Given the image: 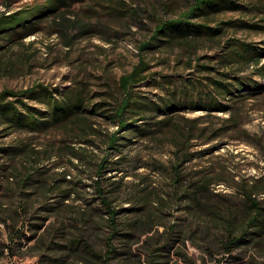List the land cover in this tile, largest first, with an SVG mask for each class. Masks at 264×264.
Here are the masks:
<instances>
[{"label": "rangeland", "instance_id": "rangeland-1", "mask_svg": "<svg viewBox=\"0 0 264 264\" xmlns=\"http://www.w3.org/2000/svg\"><path fill=\"white\" fill-rule=\"evenodd\" d=\"M41 1L0 0V14ZM191 1L70 0V5L62 6L54 16L36 20L33 32L10 42L2 41L7 50L0 54V90L24 89L35 83L59 91L81 89L92 102H110L105 106L108 111L103 112L109 113L111 103L120 96L119 76L130 71L140 56L148 61V71L160 81L162 75L176 79L178 75L183 78L199 73L201 78L206 76L210 70L198 72V64L213 67L214 72L209 73L213 76H218L215 69L229 71L224 68L228 65L222 66L218 59L232 41L252 44L258 54L264 52V12L259 0H236L242 6L221 9L207 15V19L191 18L219 27L214 36L142 53L139 42L151 35L156 21L177 17ZM231 68L237 69L234 72L240 77L251 78L261 89L254 95L242 96L230 104L228 111L180 110L173 112L168 125L153 132L134 131L123 140L119 169L105 174L110 176V181L122 184L121 196L112 203L115 207H129L138 198L146 200L147 209L154 214L157 223L182 226L190 233L184 244L178 243L174 250L183 252L188 261L195 264H216L215 259L221 256L213 237L217 233L218 216L225 215L227 208L240 211L243 201L237 194L239 184L264 175V76L255 72L252 65L237 67L233 64ZM133 89L141 97L155 100L166 95L165 88L154 86L152 79L136 84ZM150 115L147 121L166 116ZM134 117L127 119L129 126L137 129L145 120L136 116L134 121ZM228 118L232 120L228 122ZM111 119L90 113L92 128L84 130H80L79 123L64 122L44 132H0V147L25 145L17 154L0 152V264H37L28 247L10 254L3 246L11 238V225L15 222L21 227L26 222V218L13 212L19 208L22 178L39 166L44 171L41 175L32 173L31 177L37 180L24 188L35 191L30 196L33 204L44 201L43 196L47 195L51 197L48 200H54L53 192L47 187L55 185L54 180L61 177L81 180L77 190L84 196L93 195L92 187H86L91 183L86 176L92 172L85 169L83 174L74 165L83 169L86 160L99 161L105 155L108 151L103 142L105 135L118 129ZM71 148L81 151L85 160L72 156ZM204 179L214 184H209L207 191L196 190L194 200L184 207L185 195L179 194L195 190ZM61 183L62 188L71 185L65 180ZM258 198L264 203V194H259ZM65 202L68 203V209L63 211L66 215L72 213L71 207H86L73 194ZM123 217L133 219L135 215ZM162 227L160 225L159 229ZM140 249L139 242L133 244L129 250L132 254L122 262L138 264ZM210 250L216 251L210 255ZM233 253L239 256L240 263L251 258L257 263L264 262V237L259 244L236 249ZM169 254L173 263L187 264L182 256ZM223 263L238 264L225 260Z\"/></svg>", "mask_w": 264, "mask_h": 264}, {"label": "trees", "instance_id": "trees-1", "mask_svg": "<svg viewBox=\"0 0 264 264\" xmlns=\"http://www.w3.org/2000/svg\"><path fill=\"white\" fill-rule=\"evenodd\" d=\"M69 2L70 0H42L10 13L0 14V54L7 50L2 41L10 42L16 37L33 32L36 20L54 16L62 6L70 5ZM239 6L242 5L236 0H192L177 17L158 19L151 35L139 42L138 48L145 54L153 49L172 47L179 42L212 37L219 32V27L192 21L191 18L202 16V19H207V15L213 12ZM259 6L261 12H264V0H259ZM261 58H264V52L258 54L252 44L232 41L227 51L218 59L222 66L228 65L224 68H229V71L215 69L218 76H213L209 75L214 72L213 67L198 64V72L210 70L202 78L199 77L200 73L186 78L178 75L177 79L171 75H162V79L158 81L153 77L154 73L148 71V61L140 56L130 71L119 76L117 83L120 96L115 98V103H111L112 111L107 112L108 114L103 112L108 109L105 106L110 102H92L81 89L59 91L57 88L49 89L42 83H35L24 89L0 90L2 134L12 130L44 132L64 122L79 123L82 125L80 130H84L92 128L89 124L90 113L112 118L110 121L118 126L116 131L105 135L103 142L108 151L99 161L86 160L83 169L74 165L83 174L86 170L92 172L86 176L91 181L86 187H92L93 195L84 196L77 190L81 180L61 177L54 180L57 181L55 185L47 187L53 192L54 200H48L51 197L47 195L43 196L44 201L33 204L30 196L35 191H25L24 188L37 180L31 177L32 173L41 175L44 171L39 166L26 173L19 187V208L13 209L16 216L26 218V222L21 227H17L15 222L11 225V238L3 246L10 254H14V250L20 251L23 246L28 247L36 257L37 264H125L122 261L132 254L129 251L132 245L139 242L141 249L138 250V264H176L171 261L169 253L172 252L176 256H182L187 264H195L188 261L183 252L174 250L178 243L184 244L190 233L182 226L157 223L154 214L147 209L146 200L138 198L129 207H115L112 203L121 196L122 184L121 181H110V176L105 174L112 169H119L120 153L125 145L123 140H127V135L134 131L138 130L142 134L153 132L168 125L175 114L173 112L180 110L228 111L230 104L240 100L242 96L256 94L261 87L251 78L240 77L234 72L237 69L231 66L252 65L255 72L264 76V62L260 63ZM148 79H152L154 86L165 88L166 95L158 100L138 95L133 86ZM150 113L166 116L147 121L151 117ZM131 115L135 116L134 121L136 116L145 121L134 129L129 126L130 121L127 119ZM230 120L232 119H227L228 122ZM24 147V144L2 146L0 152L17 154ZM69 152L77 160H85L84 154L78 149L71 148ZM116 156L118 158L114 159ZM61 180L71 185L62 188ZM209 184L214 182L204 179L195 190L179 194L185 195L183 206L186 207V204L194 200L196 190L207 191ZM239 186L237 194L243 201L241 210L227 208L226 214L218 216L216 221L217 233L213 237L215 247L221 255L215 259L216 264H224L223 260L239 264L240 258L233 251L259 244L264 237V203L258 198L259 194H264V175L255 177L250 182L242 180ZM72 194L81 199L86 207H71L72 213L63 214L68 209L65 201ZM131 213L135 215L133 219L123 217ZM160 225L163 226L162 229H159ZM30 241L33 243L27 246ZM216 250H210V255ZM240 264L264 262L257 263L251 258Z\"/></svg>", "mask_w": 264, "mask_h": 264}]
</instances>
